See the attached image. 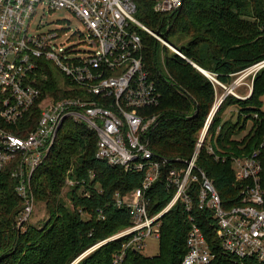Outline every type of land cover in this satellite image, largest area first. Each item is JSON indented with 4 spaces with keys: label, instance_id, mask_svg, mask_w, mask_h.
I'll use <instances>...</instances> for the list:
<instances>
[{
    "label": "trees",
    "instance_id": "1",
    "mask_svg": "<svg viewBox=\"0 0 264 264\" xmlns=\"http://www.w3.org/2000/svg\"><path fill=\"white\" fill-rule=\"evenodd\" d=\"M134 1L137 18L167 42L171 38L180 42L173 46L186 58L173 51L171 58H164L170 49L141 32L146 68L162 93L160 105L149 110L158 115V124L149 133L150 148L159 156L189 159L217 100L216 85L193 64L230 85L234 75L264 62V0H184L183 6L170 14L155 11L159 0ZM45 88L54 96L61 92L53 79ZM262 97L264 68L256 74L248 98L229 95L218 108L198 159V166L213 180L227 208L241 204V184L236 182L233 158L248 155L264 139ZM230 106L237 107V122L222 121L223 110ZM249 122V132L237 139ZM26 126L17 134L27 137L34 127ZM98 138L86 124L66 121L62 126L55 146L31 181L34 211L39 202L49 216L43 225L30 224L33 212L19 227L24 200L16 192L12 166L0 172V264H117L120 258L121 264H182L191 216L215 256L211 264H264L222 251L212 214L198 207V188L191 213L179 203L163 216L157 256L141 253L146 240L141 246H129L133 235L113 239L134 224L130 209L119 207L116 195L130 196L141 187L145 172L125 171L97 159ZM209 144L214 155L208 153ZM261 161L264 192V153ZM68 178L75 181L71 187ZM148 195L150 216L163 211L172 198L164 178Z\"/></svg>",
    "mask_w": 264,
    "mask_h": 264
},
{
    "label": "built area",
    "instance_id": "2",
    "mask_svg": "<svg viewBox=\"0 0 264 264\" xmlns=\"http://www.w3.org/2000/svg\"><path fill=\"white\" fill-rule=\"evenodd\" d=\"M183 4L184 0H159L154 9L159 14H170ZM40 5H47L50 12L67 10L76 15L90 32V44L96 51L70 60L54 52V40L60 33L31 34L30 23ZM136 14L134 0H0V172L12 166L16 192L24 200L19 227L34 212L32 177L51 153L62 126L72 121L86 124L97 133V159L125 171L145 172L141 187L130 196L116 195L117 205L130 209L134 224L113 239L133 235L129 246H141L152 236L159 239L163 216L179 203L191 213L198 188V207L212 214V227L222 251L240 259L264 262V139L248 155L233 158L236 182L241 184L240 205L225 207L213 180L198 166L218 107L229 95L248 98L264 62L243 71L231 86L208 76L225 91L206 120L193 155L189 159L159 156L150 148L149 133L157 117L149 110L160 105L162 93L146 68L141 32L185 57L159 33L146 27ZM79 38L82 43L86 40L82 35ZM49 65L59 69L64 79L56 81ZM249 77L251 83H243ZM50 79L60 84L59 95L46 91ZM241 84L248 88L245 97L236 93ZM23 125H28L27 129L34 127L27 137L17 134L24 131ZM207 149L209 154H215L212 145ZM162 178L172 198L163 211L150 216L148 191ZM74 184L73 179H67L68 186ZM190 221L182 264H211L215 256L205 234L192 216Z\"/></svg>",
    "mask_w": 264,
    "mask_h": 264
},
{
    "label": "rangeland",
    "instance_id": "3",
    "mask_svg": "<svg viewBox=\"0 0 264 264\" xmlns=\"http://www.w3.org/2000/svg\"><path fill=\"white\" fill-rule=\"evenodd\" d=\"M50 31L60 33V35L54 40V46H53L54 52L59 56L63 55L65 57L70 58V60H75L78 57H84V56H87L89 53L96 51V49L90 44V39H89L90 32L88 31L87 27L83 24V22L76 15H74L73 13L67 10H59L55 12L54 11L50 12V9L47 5H40L37 9L36 15L31 20L30 32L33 35H40V34L48 33ZM151 31L158 33L157 30H151ZM81 35L83 36L84 39H86L84 43H82L79 38V36ZM84 36H87V37L85 38ZM168 42L172 44V46L173 45L179 46L180 44V42H178L174 38H171V40H169ZM171 51L172 50H167V52L164 53V56H165L164 58H171L170 57L172 55ZM164 58L162 56L163 63H164ZM49 68H50L51 74L54 76L56 81L58 80L60 81L64 79L61 71L57 69L55 66L49 65ZM163 70L164 72L168 73V69L165 66V64H163ZM241 74L242 72L234 75L231 84L228 86H231L235 82H237L238 79L241 77ZM207 75L211 76L210 74H207ZM251 80H252V77H249L245 79L243 83L250 84ZM216 90L218 93V96H217L218 98L216 100L217 102L225 90L223 88H220L219 86L216 87ZM236 93L240 96L245 97L248 95V88L245 85L241 84L240 86H237ZM262 101L264 103V97H262ZM236 114H237L236 106L226 107L221 114V117L223 119L222 121L225 122L227 120H230L232 122H237ZM152 116L157 117V120H156V125H157L158 115L154 113V115ZM250 126H251V123L249 122L247 124L246 129L242 131L241 134L237 135L236 138L240 139L243 136H245L249 132ZM68 187H71V186H68ZM67 190L68 188H65L64 192H66ZM63 196L66 198L65 193L63 194ZM45 213L46 211H45L44 206L38 202L35 206L34 215H33V218L30 224L37 226V225H43L44 223H46V221L49 219V216L46 215ZM159 252H160V240L155 238L154 236L148 237L146 239V247L145 249L141 251V253L146 257H154V256H157Z\"/></svg>",
    "mask_w": 264,
    "mask_h": 264
},
{
    "label": "water",
    "instance_id": "4",
    "mask_svg": "<svg viewBox=\"0 0 264 264\" xmlns=\"http://www.w3.org/2000/svg\"><path fill=\"white\" fill-rule=\"evenodd\" d=\"M197 69H199L201 72H206V71H204V70H202L200 67H198L197 65H195V64H193ZM205 74V73H204ZM209 74V73H208ZM206 75V74H205ZM206 76H208V75H206ZM219 108V107H218Z\"/></svg>",
    "mask_w": 264,
    "mask_h": 264
},
{
    "label": "bare ground",
    "instance_id": "5",
    "mask_svg": "<svg viewBox=\"0 0 264 264\" xmlns=\"http://www.w3.org/2000/svg\"><path fill=\"white\" fill-rule=\"evenodd\" d=\"M206 75L208 74L207 72H204Z\"/></svg>",
    "mask_w": 264,
    "mask_h": 264
}]
</instances>
